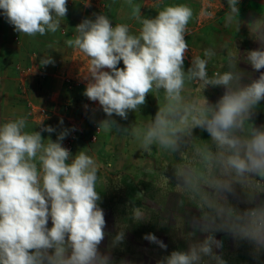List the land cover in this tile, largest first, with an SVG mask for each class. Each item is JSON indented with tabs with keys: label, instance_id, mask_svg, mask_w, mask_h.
Segmentation results:
<instances>
[{
	"label": "clouds",
	"instance_id": "clouds-1",
	"mask_svg": "<svg viewBox=\"0 0 264 264\" xmlns=\"http://www.w3.org/2000/svg\"><path fill=\"white\" fill-rule=\"evenodd\" d=\"M67 2L0 0V15L19 34H56L67 15ZM126 2L138 31L127 23L113 24L108 15L99 13L83 19L64 43L87 58L83 95L98 102L107 117L99 128L132 136L141 152L152 154L155 149L168 158L159 170L146 171L179 194L180 208L188 203L199 210L188 222L191 230L183 233L187 248L171 251L156 264H227L222 252L216 251L223 249L218 232L250 243L256 258L264 253V125L254 122L264 101V14L248 24L260 47L247 50L244 61L259 76L245 81L247 74L238 67L233 42L234 52L224 46L225 70L209 74V63L218 55L213 46L191 56L185 68L188 26L196 16L189 4L165 5L154 18H146L141 4ZM239 2L227 0L223 16L225 26L234 25L235 32L241 23ZM121 61L123 68L118 66ZM40 64L54 60L44 56ZM208 87L224 89L214 103L204 95ZM148 94L158 101L154 117L130 128L113 119L139 114ZM35 128L25 116L0 123V264H116L100 247L109 234L99 203L97 160L84 151L73 155L63 146L68 129L54 141ZM196 129L206 132L208 139L194 135ZM42 131L51 134L55 128L43 126ZM169 167L171 177L165 175ZM173 180L174 187H169ZM238 190L244 207L230 199L238 198ZM144 196L140 192L136 198ZM130 219L140 222L148 216L142 207H132ZM124 239L120 228L110 247ZM143 239L167 251L154 234Z\"/></svg>",
	"mask_w": 264,
	"mask_h": 264
},
{
	"label": "crops",
	"instance_id": "crops-1",
	"mask_svg": "<svg viewBox=\"0 0 264 264\" xmlns=\"http://www.w3.org/2000/svg\"><path fill=\"white\" fill-rule=\"evenodd\" d=\"M201 1L161 0L162 3L159 4L150 0H134V2L141 4V14L146 18H154L157 11L169 4L186 3L196 12L199 5L202 4ZM247 1L249 2L247 10H240L239 14L241 24L245 25L243 28H246V25L248 26L253 20L252 13H255L256 6H259V17L261 13L264 14V3H262L264 0H259L257 5H255L257 0ZM100 2H103L105 7H99ZM151 5L157 8L153 9ZM121 7L129 12L126 23L132 27L134 32L138 31L139 24L130 18L131 10L126 0H68V12L64 21H62L61 29L56 34L45 36L28 37L19 34L14 31L13 26L6 21L3 15H0V123L16 116H25L30 128L36 127L35 130L41 131L43 138L50 137L54 141L60 131L68 129L69 134L62 141L63 146L69 149L73 155L79 151H84L93 156L98 162L100 171L105 168L104 162H109L106 164L107 167L117 168L123 170V172L130 171L132 164L136 162H151L150 159H147L148 154L139 150V143L132 136L108 133L103 128L98 127V135L101 133L102 138H99L98 142L96 138L95 143L88 141V138L84 139L79 132L81 122L83 123L87 118V103L90 102L84 95L80 96V93L83 94L87 83L83 75L86 74L88 61L78 50L67 47L64 41L75 34V27L83 19H94L95 14H106L115 23H121L122 18L118 15V9ZM196 16L194 19H196ZM222 24H224L223 18L219 21H213L206 31L197 33V36H204L206 40L205 45L200 47V44H198L196 46L197 55H202L204 48L213 46L218 52V55L213 58L217 62L219 48L225 42L230 43L234 38H242L239 32L237 35L232 34L231 36V27L226 26V29L225 27L223 29L220 27ZM217 25L219 31L215 28ZM211 32L217 34V36L212 37ZM247 39H252V36ZM246 48L242 46L237 51L239 54L238 67L247 74L245 81H248L257 78L259 72H255L244 61ZM231 51L234 52L235 50ZM44 56H50L54 60V64L41 66L40 61ZM118 66L124 67L122 61ZM261 71H264V69ZM67 82H70L72 86H68ZM76 94L80 97L77 98ZM262 102L264 103V101ZM81 104H83L82 107ZM92 108L99 109L97 102H93ZM157 110V99L152 94H148L146 104L141 106L139 114L129 112L127 120L117 116L113 118L124 128H130L135 123L139 127L147 118L154 117ZM61 120L63 121L62 124L60 123ZM254 122L257 126L264 125V110L256 111ZM43 126H52L55 131L51 134L43 132ZM102 198L109 199L108 195H103ZM243 198V193L238 191V198L233 200L242 203ZM99 203L102 204V200ZM103 207L107 217L111 207L107 208L104 204ZM109 213L114 219L115 212L110 211ZM49 227H51L50 221ZM113 229L105 237L102 243V251L110 252L116 264H119L121 260L133 264L131 258L129 260L124 258L123 255L117 254L113 247H110L112 237L115 235Z\"/></svg>",
	"mask_w": 264,
	"mask_h": 264
},
{
	"label": "rangeland",
	"instance_id": "rangeland-1",
	"mask_svg": "<svg viewBox=\"0 0 264 264\" xmlns=\"http://www.w3.org/2000/svg\"><path fill=\"white\" fill-rule=\"evenodd\" d=\"M150 1H155L159 4L162 3L161 0ZM201 3L202 4L199 5L197 8L198 10L196 11V19L192 20L188 26L186 40L189 44V54L185 60V68L190 66L191 56L197 55L196 46L200 44L201 47L202 45L206 44L205 37L197 36V33L199 34L206 31L207 28H209L208 26L212 24L213 21L222 20L223 15L227 11V0H202ZM248 4L249 2L247 0H240L238 7L240 10L245 11L247 10ZM257 4H259V0L256 1L255 5ZM99 5V7H105L103 2H100ZM151 8L156 9L157 7L151 5ZM256 8H253L255 10V13H252L253 20L260 18L258 15L260 13L259 6H256ZM118 11L119 17L122 18L121 23H126L129 12L125 11L122 7L119 8ZM244 26V24L240 23L239 31L237 32H235V26H231V36L232 34L237 35L239 32V35L242 36V38H234V40H231L230 43L225 42L219 48L220 52L217 58L218 61L215 62L213 59L209 63V74H212L215 71L225 70V45H227L228 50L234 49L232 47V42L237 50L238 48H242V46L247 47L246 51L248 49L253 50L260 47L259 42L253 39V37L250 40L247 39L252 35L250 33L249 27L246 25V28H243ZM218 27V25L215 27L216 30H218ZM220 27L223 29L225 27L226 29L225 23ZM211 34L212 37L217 36L215 33L211 32ZM198 50L200 49L198 48ZM66 84L68 86H72L70 82H67ZM223 91V88L208 87L205 89L204 95L210 100V102L214 103L223 94ZM82 95L83 94L80 93V96ZM78 96L79 95L76 94L77 98ZM92 104V101H90L89 104L87 103V118L85 121H83V123L81 122L79 132L82 137H84V139L88 138V141H91L92 138L96 136L98 142L99 138L102 137L100 136L101 133L99 135L97 134L96 128L99 127L100 122L107 117L100 107L98 110L93 109ZM82 106L83 104H81V107ZM259 110H264V103L262 101L260 102V105L256 111ZM194 135L200 137L201 139H208L207 133L201 132L199 129L194 130ZM153 151L154 153L148 154L147 157V159H150L151 162H136L135 164H132V167L128 172H123V170L113 167H107L106 164L109 162H104L105 168L104 170L100 171L101 183L99 191L102 205L104 204V206L107 208L111 207V209L108 211L109 215H107V217L105 216L107 225L106 228H114V234H116L120 228H124L125 231L124 241L118 246L114 247L113 250H115L117 254L119 253V255H123L124 258H127L131 255L130 258L133 260V264H156L157 260H159L162 256L169 254L171 251L186 249L187 240L184 238V243L182 245L179 244L181 245L179 246L175 243L176 237L179 232L182 233V236L184 237L183 233L191 230L188 223L191 220V217L193 215H199V210L196 209L194 205L186 203L183 208H180L177 204V201L180 198L179 194L171 191L160 177L152 175L146 171L147 169L153 167H156V169L159 170L160 165L169 162L168 158L155 152V149ZM165 175L170 177L172 176L171 167H169ZM174 183L175 182L173 180L169 187H174ZM140 192L145 193L143 199L136 198L137 193ZM103 195H108L109 199H103ZM230 199L233 203L239 204L240 207L245 206L241 202H235L233 199L236 198L230 197ZM132 207H142V210L147 214L148 219L142 220L140 222L131 220L130 217ZM110 211L115 212L116 215L114 219L111 217V214L109 213ZM138 226H140V228H144L145 230H150L152 227H164L166 230L169 229L166 235H164V233L159 234V239L164 243L166 242L165 244L168 246L167 251L156 247L155 244H152L149 241L146 242V240L141 239V236L139 237V235H137L138 237H136V241L134 243L136 246L130 251H127L129 246L126 239L130 238L129 235H132L131 232H133V230L135 231ZM198 237L203 238L200 234H198ZM216 238L223 241V249L216 250L218 253L222 252L223 257L239 252L242 253V255L247 253V255L251 256V260H253L251 261L252 263L250 262V264H264V253H260L256 258H254L255 254L253 252L252 245L247 241H236L233 239L231 234L225 232L216 233ZM137 245H140L142 248Z\"/></svg>",
	"mask_w": 264,
	"mask_h": 264
},
{
	"label": "trees",
	"instance_id": "trees-1",
	"mask_svg": "<svg viewBox=\"0 0 264 264\" xmlns=\"http://www.w3.org/2000/svg\"><path fill=\"white\" fill-rule=\"evenodd\" d=\"M113 24H115V22ZM100 207L102 209H105L101 203H100ZM105 231L108 234H110L112 232L111 229H108V228H105ZM168 231H169V229L166 230L164 227H162V228H155V227L153 228L152 227L150 230H145L144 228H142V227L140 228V226H138L135 231L134 230H133V232L129 231V232L132 233V235H129L128 234L130 236V238L126 239L127 240V243H128V246H129V249L127 251H130L133 247L136 246V245H134V243L136 241V237H138L137 235H139V237L141 236V239H143V237H144L145 234L152 233L156 237L160 238L159 237V234L160 233H164V235H166ZM183 240L185 241L184 237L182 236V233L179 232L178 235H177V237H176L175 243L178 244V245L179 244L182 245L184 243ZM146 242H148V241L146 240ZM181 245H179V246H181ZM137 246L141 247L140 245H137ZM155 246L158 247L157 245H155ZM100 247H101V250H102V244H101ZM130 256H128L126 259L129 260ZM224 259L227 261V264H250V262L253 261V260H251V256L250 255H247V253H245V254L242 255V253H240V252L239 253H236V254L227 255V256L224 257Z\"/></svg>",
	"mask_w": 264,
	"mask_h": 264
},
{
	"label": "built area",
	"instance_id": "built-area-1",
	"mask_svg": "<svg viewBox=\"0 0 264 264\" xmlns=\"http://www.w3.org/2000/svg\"><path fill=\"white\" fill-rule=\"evenodd\" d=\"M96 132H97V134H98V132H99V129H98V127L96 128ZM92 142H95L96 141V136H94L93 138H92V140H91Z\"/></svg>",
	"mask_w": 264,
	"mask_h": 264
}]
</instances>
